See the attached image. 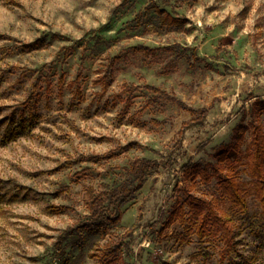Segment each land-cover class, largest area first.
Returning <instances> with one entry per match:
<instances>
[{
  "label": "rangeland",
  "instance_id": "1",
  "mask_svg": "<svg viewBox=\"0 0 264 264\" xmlns=\"http://www.w3.org/2000/svg\"><path fill=\"white\" fill-rule=\"evenodd\" d=\"M170 97L214 105L182 136L193 114ZM256 121L264 130V0H0V264H53L91 194L141 157L158 168L118 224L69 234L67 264H99L116 243L109 264H264L248 157ZM241 133L233 167L215 171L219 147ZM190 161L210 179L186 178ZM226 173L246 208L228 199ZM193 196L232 215L226 234L201 227Z\"/></svg>",
  "mask_w": 264,
  "mask_h": 264
},
{
  "label": "trees",
  "instance_id": "2",
  "mask_svg": "<svg viewBox=\"0 0 264 264\" xmlns=\"http://www.w3.org/2000/svg\"><path fill=\"white\" fill-rule=\"evenodd\" d=\"M164 13L161 15L164 24L169 26H181L183 25V19L178 16L160 10ZM135 49H148L142 45L134 47ZM167 49H173L174 47L169 46ZM198 57L197 53L195 52ZM41 80V79H40ZM156 91L165 94L158 87H152ZM138 87H129L128 90L133 91ZM169 95H167V98ZM176 101L179 106L187 111H190L193 116L183 123L180 129V134L183 136L184 132L194 126H203L207 120V116L210 113V106H203L195 108L182 99L176 97H170ZM261 123L257 122L254 124L252 139L249 145L248 157H249V170L255 178L254 192L260 199L263 205L264 212V130L261 127ZM241 133L235 144L226 145L222 144L218 149L219 163L215 166L214 170L219 172L220 170H229L234 165L232 158L233 151L240 147ZM159 162L155 159L141 157L136 158L131 162L130 167H127L129 178L122 183L103 189L98 193H92L91 198L88 201L89 213L85 219L81 220L73 229L66 230V232L60 236L56 242V255L53 259V264H67L66 258V241L70 233H77L81 236L83 232H95L100 229H106L111 225L118 224L124 215L123 206L128 203L139 190L145 184L149 173L158 168ZM181 171L184 173L186 178L192 176V178L200 176L202 180L208 181L210 175L208 169L199 165L193 164L192 161L183 164ZM221 183L224 185L228 194V199L241 208L247 207L246 196L243 194L244 188L241 187L240 181L236 175L226 173V176L221 179ZM194 203H189L191 210L196 212L200 216L201 227L209 226L212 229H224L222 234H226L228 231L229 224L232 220V215L223 209H220L213 199H207L206 197L193 196ZM64 206H56L57 208H63ZM120 243H116L107 246L101 252L95 255L98 258L99 264H109V259L117 253L120 249Z\"/></svg>",
  "mask_w": 264,
  "mask_h": 264
},
{
  "label": "crops",
  "instance_id": "3",
  "mask_svg": "<svg viewBox=\"0 0 264 264\" xmlns=\"http://www.w3.org/2000/svg\"><path fill=\"white\" fill-rule=\"evenodd\" d=\"M209 115V114H208Z\"/></svg>",
  "mask_w": 264,
  "mask_h": 264
}]
</instances>
